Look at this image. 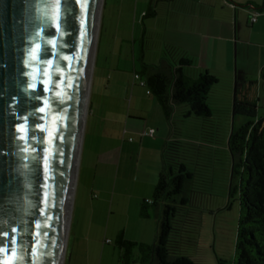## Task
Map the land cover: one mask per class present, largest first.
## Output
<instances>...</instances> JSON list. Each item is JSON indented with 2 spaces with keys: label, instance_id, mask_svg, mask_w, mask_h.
<instances>
[{
  "label": "water",
  "instance_id": "water-1",
  "mask_svg": "<svg viewBox=\"0 0 264 264\" xmlns=\"http://www.w3.org/2000/svg\"><path fill=\"white\" fill-rule=\"evenodd\" d=\"M99 5L0 0V246L15 229V264L57 262Z\"/></svg>",
  "mask_w": 264,
  "mask_h": 264
},
{
  "label": "rangeland",
  "instance_id": "rangeland-1",
  "mask_svg": "<svg viewBox=\"0 0 264 264\" xmlns=\"http://www.w3.org/2000/svg\"><path fill=\"white\" fill-rule=\"evenodd\" d=\"M150 1L153 6L161 3L159 0L102 3L64 264H120L117 236L128 222L134 234L140 229L137 223L140 207L134 201L142 192L136 179L139 153L136 149L131 154L135 181L130 184L128 169L123 167L125 151L121 158L124 144L121 131L123 116L129 110L134 69H140L141 60L151 62L161 56L153 17L145 20L153 33L146 39L142 37L140 14ZM119 19L121 23L126 19L138 23L135 39L127 37L126 25H117ZM255 51L256 47H250V56L238 62V68H245L251 77L257 62ZM260 83L261 94L255 104L257 116L264 118V83ZM225 86L222 76L210 100L213 117L206 121L212 128L208 135L215 143L213 150L207 146H187L185 150L188 168L194 174L192 205L198 225L181 253L191 257L194 264H234L235 259L240 206L237 193H230L231 161L226 142L232 129L240 128L250 118L233 116V88L229 91ZM140 89L146 92V88Z\"/></svg>",
  "mask_w": 264,
  "mask_h": 264
},
{
  "label": "trees",
  "instance_id": "trees-1",
  "mask_svg": "<svg viewBox=\"0 0 264 264\" xmlns=\"http://www.w3.org/2000/svg\"><path fill=\"white\" fill-rule=\"evenodd\" d=\"M256 7L258 11H264ZM153 17L152 6L144 17ZM193 59L175 47L166 45L161 56L151 62L141 60L136 74L159 104L170 126V138L161 155V169L150 200H143L139 217L154 219L157 224L151 244L132 242L119 233L116 245L121 251L120 264H194L181 248L192 239L198 225L192 205V181L186 147L207 146L212 128L206 121L213 117L211 97L219 79L208 71L197 75L187 72ZM264 83V66L260 70ZM233 90V116L250 118L232 129L226 142L230 156V193H237L240 206L234 264H264V118L257 116V106L249 101L247 90Z\"/></svg>",
  "mask_w": 264,
  "mask_h": 264
},
{
  "label": "crops",
  "instance_id": "crops-1",
  "mask_svg": "<svg viewBox=\"0 0 264 264\" xmlns=\"http://www.w3.org/2000/svg\"><path fill=\"white\" fill-rule=\"evenodd\" d=\"M159 1L161 3L156 2L154 6L150 1L147 7L148 9L150 5L154 10V36L156 42L158 41L159 50L162 52L166 45H170L186 53L194 61L187 69L189 74L197 75L208 71L219 79V83L223 76L226 80L225 88L229 91L236 88L237 80L239 88L247 90L249 101L255 103L261 94L260 70L264 66V11L256 9L263 6L262 1ZM147 9L140 14L144 39L153 33L149 25L145 24V20L149 18L144 17ZM254 13L257 14L256 20L252 22L251 16ZM120 21L121 19L117 25H126L124 30L127 37L135 39L138 23L131 19H126L122 23ZM250 47L258 49L257 53L254 52L257 62L253 77L245 68H238L240 58L247 59L250 56ZM136 71L134 69L129 110L122 121L121 133L124 144L121 158L125 151L126 162L123 160V167L128 169V171L126 169L128 182L131 184L135 181L132 177L131 154L138 150L139 165L136 179L142 192L135 196L134 201L135 205L140 207L143 200H150L152 196L161 169L162 151L170 138L171 129L153 96L147 93V89L146 92L140 89L142 86L134 79ZM137 85L140 87L136 88ZM149 130L154 131L152 135L146 134ZM137 223L140 229L134 234L133 230L129 229L128 222L122 231L124 238L137 243H153L157 232L155 220H143L139 217Z\"/></svg>",
  "mask_w": 264,
  "mask_h": 264
},
{
  "label": "bare ground",
  "instance_id": "bare-ground-1",
  "mask_svg": "<svg viewBox=\"0 0 264 264\" xmlns=\"http://www.w3.org/2000/svg\"><path fill=\"white\" fill-rule=\"evenodd\" d=\"M102 3H103V0H100L98 21H97L95 38H94L93 54H92L90 69H89V73L87 77L85 103H84V108H83V111L80 117L79 134H78V141H77V147H76V153H75V162H74V168H73V173H72V178H71L69 194L67 197L66 212H65L64 222H63L62 231H61L60 244H59L58 257H57L56 264H64L67 238H68V233L70 232L69 230L70 215H71L73 195H74L77 172H78L77 170H78L79 159H80L81 143H82V138H83L85 119L87 116L88 104L90 101L89 100V90H90L91 77H92V72H93V64H94L95 53H96L97 38H98L99 27H100Z\"/></svg>",
  "mask_w": 264,
  "mask_h": 264
},
{
  "label": "snow or ice",
  "instance_id": "snow-or-ice-1",
  "mask_svg": "<svg viewBox=\"0 0 264 264\" xmlns=\"http://www.w3.org/2000/svg\"><path fill=\"white\" fill-rule=\"evenodd\" d=\"M77 2H78V0H77ZM15 231H16L15 229H12L11 235L7 232L3 233V236L5 238H7V242L3 246H0V254L10 255L13 257V260H11V261H0V264H15V256H16V251H15V247H14L16 244Z\"/></svg>",
  "mask_w": 264,
  "mask_h": 264
},
{
  "label": "built area",
  "instance_id": "built-area-1",
  "mask_svg": "<svg viewBox=\"0 0 264 264\" xmlns=\"http://www.w3.org/2000/svg\"><path fill=\"white\" fill-rule=\"evenodd\" d=\"M256 15H257L256 13L252 14V16H251V21L252 22H254L256 20ZM134 79L140 84V86L145 87L144 80H142L138 74H135ZM147 93L150 94L149 91H147ZM153 132H154L153 130H149L146 134L152 135ZM131 140L132 139H130V141Z\"/></svg>",
  "mask_w": 264,
  "mask_h": 264
}]
</instances>
